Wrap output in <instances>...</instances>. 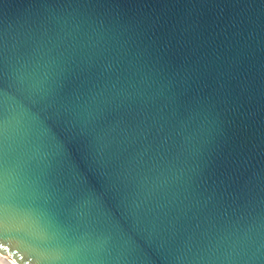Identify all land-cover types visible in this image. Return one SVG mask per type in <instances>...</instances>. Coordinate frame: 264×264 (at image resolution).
<instances>
[{
    "label": "water",
    "instance_id": "water-1",
    "mask_svg": "<svg viewBox=\"0 0 264 264\" xmlns=\"http://www.w3.org/2000/svg\"><path fill=\"white\" fill-rule=\"evenodd\" d=\"M0 253L264 264V0H0Z\"/></svg>",
    "mask_w": 264,
    "mask_h": 264
},
{
    "label": "bare ground",
    "instance_id": "bare-ground-1",
    "mask_svg": "<svg viewBox=\"0 0 264 264\" xmlns=\"http://www.w3.org/2000/svg\"><path fill=\"white\" fill-rule=\"evenodd\" d=\"M0 264H13L7 257L0 253Z\"/></svg>",
    "mask_w": 264,
    "mask_h": 264
}]
</instances>
